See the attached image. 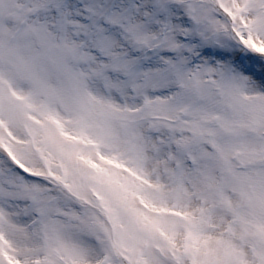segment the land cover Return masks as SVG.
Here are the masks:
<instances>
[{
  "label": "snow or ice",
  "instance_id": "snow-or-ice-1",
  "mask_svg": "<svg viewBox=\"0 0 264 264\" xmlns=\"http://www.w3.org/2000/svg\"><path fill=\"white\" fill-rule=\"evenodd\" d=\"M0 264H264V0H0Z\"/></svg>",
  "mask_w": 264,
  "mask_h": 264
}]
</instances>
